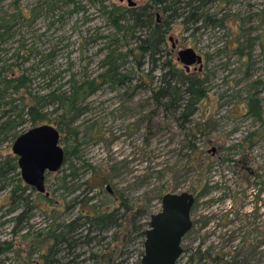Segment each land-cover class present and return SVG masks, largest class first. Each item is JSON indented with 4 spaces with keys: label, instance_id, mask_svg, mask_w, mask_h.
Segmentation results:
<instances>
[{
    "label": "rangeland",
    "instance_id": "obj_1",
    "mask_svg": "<svg viewBox=\"0 0 264 264\" xmlns=\"http://www.w3.org/2000/svg\"><path fill=\"white\" fill-rule=\"evenodd\" d=\"M51 1L0 0V17H14L13 24L2 27L8 30L0 40V66H10L13 77L21 73L27 82L11 96V105H0V123L12 115L10 108L19 112L38 97L67 92L71 80L99 81L111 53L127 56L119 65L125 84H102L70 125L59 119L56 105L49 106L43 110L45 121L33 125L25 116L0 142V164L9 168L0 184V264H44L59 226L92 214L93 206L107 212L120 204L128 211H119L124 216L116 226L90 234L96 239L89 245L76 238L79 247L54 260L111 264L121 252L117 261L140 264L144 240L133 227L148 229L150 216L161 211V198L183 192L193 195L194 204L182 250L209 247L224 260L245 253L249 264H264V0H215L204 13L208 18L190 25L173 20L164 31L171 56L164 54L163 61L183 70L176 59L187 49L202 59V71L191 66L188 73L207 79L189 123L177 122L173 109L156 106L152 91L159 85V71L150 75L147 60L138 69V56L129 53L138 34L120 33L110 22L114 9L128 8L125 3ZM135 4L137 11L151 0ZM158 19L162 23L164 15ZM61 123L69 129L61 131ZM43 125L58 131V146L68 156L60 170L45 174L48 197L11 168V159L17 160L15 137ZM15 188H21L19 204L10 200ZM14 206L16 211L9 213ZM22 213L23 221L16 224L14 218ZM91 254L97 262L89 260ZM186 257L182 254L179 264Z\"/></svg>",
    "mask_w": 264,
    "mask_h": 264
},
{
    "label": "trees",
    "instance_id": "obj_2",
    "mask_svg": "<svg viewBox=\"0 0 264 264\" xmlns=\"http://www.w3.org/2000/svg\"><path fill=\"white\" fill-rule=\"evenodd\" d=\"M49 1L51 0H45L44 3L47 4ZM202 1L204 0H195V2L194 0H187L183 7H180V0H151L149 6L142 7L137 11L130 8L125 10L116 8L111 12L110 22L118 32L124 33L131 30L133 33L138 34L134 43L135 48L130 50L129 53L133 56L136 54L135 57L138 56V69H140V67L144 65L145 60H147L150 65V75L159 71L160 75L157 78L159 85L152 91V100L159 108H163L166 111L173 109L174 112H171V114L179 123L190 122L191 117L195 113L198 101L204 97L207 79H196V76L193 77L187 75L182 69L172 66L169 61L162 60L164 54L171 56L165 49L164 31L169 29L172 23L171 21L176 18L175 15L179 9L185 10L187 7L190 8L192 4H198ZM155 11H161L164 15L166 14L162 23H156L154 18ZM116 13H119L118 16H115ZM13 22L14 17L9 15L6 17H0V40L4 38L5 31L8 30L7 28H4L3 31V24H13ZM122 25H125V28ZM126 58L127 56L111 53L104 60L106 70L102 76H100L99 81L98 78L85 79L81 82L71 80L67 92H61L60 90L50 92L44 96L36 98L33 104H26L25 109L23 108V110L19 112H15V110L10 108L8 111H10L9 113H12V117L9 115L7 117L4 116L6 117L5 120L0 123V142L7 140L8 134L12 130L14 131L17 127L21 126L24 119L23 117L25 116L29 118L33 125L40 121H45L47 113H44L43 110L49 106H57L55 112L57 110L61 112L59 119L62 123H65L66 125L73 123L75 119L82 114L84 109L81 108V106L86 99L93 95L102 84L109 83L111 86L119 88L124 86L125 83L123 80L125 79L126 74H121L119 72V65H123ZM117 61L120 63L117 64ZM12 72L14 71L10 69V66H0V105H11L14 101L11 96L27 87L24 75L20 73L18 76L13 77ZM3 73H5V76L2 75ZM139 75H141V73ZM9 98L11 99L8 100ZM2 99L7 100L2 103ZM62 123L60 125V130L62 131L63 129L65 132L69 128H62L64 125ZM67 158L68 156L65 153L64 163ZM11 162V168L17 170V160L11 159ZM2 165L3 164H0L1 185L6 181V172L9 171V168L7 169V167H3ZM67 177L68 176H65L61 180L62 182L59 187H62V189L66 188L65 181ZM69 177H74V174H71ZM19 189L15 188L10 196V200L17 204L22 200L19 193L17 194V190ZM75 191L76 189L73 188L69 192L74 193ZM19 192L21 191L19 190ZM23 202L25 203V206H28L26 200ZM16 209L17 206H14L8 212L16 211ZM29 209L30 207H27L25 211H28ZM121 209H124L123 211H128V208L123 206V204L113 207L112 210L107 212H102L98 206H93L92 214L87 212L75 220L59 226L56 233L52 235L54 238V246L50 249L51 256L49 258H44V264H57L59 262L54 260V257L57 256V254H60L65 250L69 252L71 249L79 247V245L76 246V238L80 237L84 240L82 241L83 246L89 245L92 243V240L96 239H89L90 234L95 233V235H98V232L104 233L116 226L117 222L119 220L121 221L124 216V213L119 215ZM25 213L26 212H24V214ZM24 214L22 213L20 216L14 218L16 224H20L23 221ZM81 220L82 222L79 223ZM133 224H135V222H133ZM139 228L133 227L132 230L138 232L135 234L139 235V237L144 240L146 230L140 231ZM83 233H85V236ZM141 243L143 244V241ZM120 254L121 252H118L111 264H130L127 261L128 258L117 261L118 258L121 257L119 256ZM183 254L184 257L185 255L187 256L186 261L183 264H249V258L245 253L233 256L229 260H224L220 254L214 255L212 249L209 247L203 248L202 246H199L195 249L186 248L183 250ZM142 255L143 254L141 253V256ZM97 259L98 258L94 254L90 255L89 260L97 262ZM176 264H179V262L177 261Z\"/></svg>",
    "mask_w": 264,
    "mask_h": 264
},
{
    "label": "water",
    "instance_id": "obj_3",
    "mask_svg": "<svg viewBox=\"0 0 264 264\" xmlns=\"http://www.w3.org/2000/svg\"><path fill=\"white\" fill-rule=\"evenodd\" d=\"M117 1L128 8L136 5V0ZM177 61L187 71L191 66L202 69L201 57L191 49L179 52ZM58 140V131L43 125L26 131L12 145L21 179L45 197L49 196L45 189V174L57 172L64 163V151L58 146ZM193 204L194 197L187 192L166 194L161 198V211L150 216L145 231L140 264L177 263L183 254L182 239L192 229L190 212Z\"/></svg>",
    "mask_w": 264,
    "mask_h": 264
},
{
    "label": "flooded vegetation",
    "instance_id": "obj_4",
    "mask_svg": "<svg viewBox=\"0 0 264 264\" xmlns=\"http://www.w3.org/2000/svg\"><path fill=\"white\" fill-rule=\"evenodd\" d=\"M187 0H180V3H179V6L180 7H183V5L185 4V2H186ZM214 1L215 0H204V1H202L201 3H198V4H192L191 6H190V8L189 7H187L185 10H178V12L176 13V15H175V19L174 20H178V19H181V20H183L184 21V23L185 24H195V23H197V21H199L200 19H204L203 17H205V19L206 18H208L209 16H204L205 14V11H206V9H208L211 5H212V3H214ZM194 2H195V0H194ZM133 8H135V7H133ZM133 8H130V9H133ZM161 14H163L161 11L160 12H157V14H154V18H155V21H156V23H160V22H158V18H159V15H161ZM164 15V14H163ZM166 15V14H165ZM165 15H164V17H165ZM161 17V16H160ZM171 22H173V20L171 21ZM177 60V59H176ZM182 65V64H181ZM195 68V67H194ZM183 70H184V72H185V74H187V75H189L188 73H189V71H190V69L187 71V70H185L184 68H183ZM197 71H198V73H200L201 71H202V69H197ZM23 133H25V132H23ZM22 133V134H23ZM22 134H20V135H22ZM19 135V136H20ZM18 136V137H19ZM18 167V166H17ZM19 169V168H18ZM30 187V186H29ZM33 189V188H32ZM231 259V258H230Z\"/></svg>",
    "mask_w": 264,
    "mask_h": 264
}]
</instances>
